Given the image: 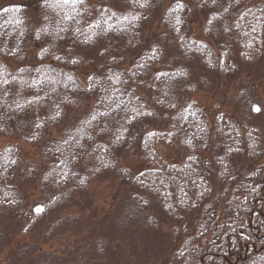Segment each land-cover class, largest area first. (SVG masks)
Wrapping results in <instances>:
<instances>
[{
  "label": "trees",
  "instance_id": "trees-1",
  "mask_svg": "<svg viewBox=\"0 0 264 264\" xmlns=\"http://www.w3.org/2000/svg\"><path fill=\"white\" fill-rule=\"evenodd\" d=\"M128 5L124 16L108 0H0V137L33 144L39 157L25 164L14 145L0 148V257L264 264V135L195 100L235 82L237 63L264 61V3ZM158 143L183 162L163 161ZM128 153L150 168L122 167ZM103 183L115 185L108 210L84 217L90 188ZM39 236L57 250L41 251Z\"/></svg>",
  "mask_w": 264,
  "mask_h": 264
},
{
  "label": "rangeland",
  "instance_id": "rangeland-1",
  "mask_svg": "<svg viewBox=\"0 0 264 264\" xmlns=\"http://www.w3.org/2000/svg\"><path fill=\"white\" fill-rule=\"evenodd\" d=\"M93 2L100 0H91ZM105 1V0H104ZM129 0H108L110 5L116 7L120 10L122 15H127L131 11L130 5H128ZM257 2L264 3V0H256ZM119 12V11H118ZM195 28V39L197 41H202L207 43V37H205L203 30L194 26ZM30 56L34 57L36 52L32 49L28 50ZM237 73H235V82H229L230 84L225 83L226 80H222L216 87L203 88V92L199 96L195 97V100L200 104L201 107L213 112V114L221 113L225 116H233L234 119L238 121L246 119L249 127L254 128L259 132L261 136L264 135V61L262 59L256 58L254 62L250 65L239 64L237 63ZM211 77V75H209ZM210 85V84H208ZM243 100H248L246 103ZM249 102V103H247ZM222 104L221 111L216 110L217 106ZM225 106V107H224ZM257 106L259 111L257 114L252 113V107ZM227 107H229L227 109ZM215 112V113H214ZM264 142V141H263ZM11 144L17 149L18 156L22 163L25 164H35L38 161V150L36 146L26 144V142H21L20 140L12 138H3L0 137V148L5 147L6 145ZM264 149V148H263ZM155 150L159 157L167 163H182L184 159V153L179 151L177 147H167L165 143H158L155 147ZM120 165L125 168H131L135 173H139L142 170L150 168V165L147 164L143 159L137 157L133 153H128L121 155ZM264 162V156L261 159ZM179 165V164H178ZM10 184L18 185V181H10ZM115 185L111 187H106V185L99 184L92 186L89 190L87 197L93 202V212L87 211L84 213V217H90L89 215H96L97 219L99 216L104 214L108 210V206L111 203L110 198ZM86 198L81 197L79 203L81 204L85 201ZM82 207V206H81ZM80 211L76 210V207L71 208L69 211L61 215L59 218L62 220L66 219L68 216L77 215ZM65 229L64 226L59 231ZM117 233V231H116ZM114 234V233H113ZM112 236V235H111ZM109 237V240L111 238ZM66 238V237H64ZM117 239L119 237H116ZM36 239V238H35ZM28 240V239H27ZM38 246H40L41 251L49 252L57 250L56 245L54 244H44V238L42 236L37 237L36 239ZM68 246L74 243V237L68 235ZM129 245V242H128ZM130 246V245H129ZM10 249L15 248V242L9 247ZM70 249V248H69ZM143 253V252H142ZM141 253V257H142ZM144 257V255H143ZM142 257V258H143ZM6 259V252L0 257V264H4ZM135 259V257H134Z\"/></svg>",
  "mask_w": 264,
  "mask_h": 264
},
{
  "label": "water",
  "instance_id": "water-1",
  "mask_svg": "<svg viewBox=\"0 0 264 264\" xmlns=\"http://www.w3.org/2000/svg\"><path fill=\"white\" fill-rule=\"evenodd\" d=\"M257 111H259V108L257 106H253L252 113L257 114L258 113Z\"/></svg>",
  "mask_w": 264,
  "mask_h": 264
}]
</instances>
